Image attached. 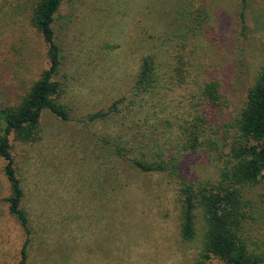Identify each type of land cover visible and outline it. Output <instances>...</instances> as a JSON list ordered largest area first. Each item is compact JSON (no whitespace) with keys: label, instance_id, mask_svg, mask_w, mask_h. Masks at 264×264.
Segmentation results:
<instances>
[{"label":"rangeland","instance_id":"rangeland-1","mask_svg":"<svg viewBox=\"0 0 264 264\" xmlns=\"http://www.w3.org/2000/svg\"><path fill=\"white\" fill-rule=\"evenodd\" d=\"M205 1L216 27L202 57L212 74L230 81L231 113L264 63V0H248L244 37L239 0ZM30 3L0 0V107L18 103L45 67L41 39L29 22ZM168 6L165 0H66L61 6L56 34L70 120L44 111L39 140L21 144L9 137L32 226L28 264H196L203 220L198 214L193 241L180 238L175 181L142 173L113 152L101 156L107 153L102 135L139 146L131 142L142 136L134 124L139 114L123 124L87 121L89 113L125 91L138 47L148 29L161 31L156 16ZM215 161L211 152L198 151L183 154L179 164L187 178L212 181L218 175ZM4 163L0 157V264H18L25 233L8 213ZM246 197L252 207L246 224L251 247L264 258V184L250 188Z\"/></svg>","mask_w":264,"mask_h":264},{"label":"trees","instance_id":"trees-1","mask_svg":"<svg viewBox=\"0 0 264 264\" xmlns=\"http://www.w3.org/2000/svg\"><path fill=\"white\" fill-rule=\"evenodd\" d=\"M30 1L29 22L41 39L45 67L18 103L0 107V157L10 187L5 201L8 213L25 233L18 264H28L32 226L9 137L21 144L39 140L44 111L70 120L63 103V56L56 34L57 15L66 0ZM165 1L168 9L156 16L161 31L147 30L144 44L134 55L127 88L106 107L89 113L87 121L117 119L123 124L124 119L131 122V116L139 114L134 124L142 136L131 141L139 146L125 145L121 136L102 135L107 153L101 156L113 152L142 173L167 175L175 181L180 238L193 241L198 214L203 220L196 264H264L262 255L251 247L246 229L252 218L246 195L250 188L264 184V63L230 113L226 86L230 81L212 74V65L202 57L214 41L216 25L210 5L205 0H181L178 5ZM239 1V33L244 37L248 0ZM137 149L139 155H131ZM198 151L217 156L214 180L186 177L180 158Z\"/></svg>","mask_w":264,"mask_h":264}]
</instances>
